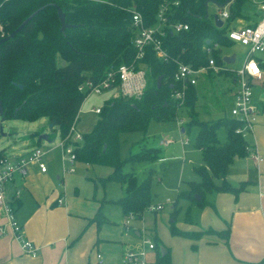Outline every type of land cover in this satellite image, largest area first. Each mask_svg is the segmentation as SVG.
I'll return each instance as SVG.
<instances>
[{
	"label": "trees",
	"instance_id": "16d2710c",
	"mask_svg": "<svg viewBox=\"0 0 264 264\" xmlns=\"http://www.w3.org/2000/svg\"><path fill=\"white\" fill-rule=\"evenodd\" d=\"M176 1L179 5L171 6L166 12L167 22L188 24L189 30L178 34L167 30L162 41L169 57L198 67L208 64L206 48H211L210 55L218 64L224 63L222 49L232 43L226 38V27L219 28L211 18H206V2L223 4L227 0H0V41L38 11L22 31L0 44L3 120L35 122L46 118L49 124H54L51 130L59 129L61 136L66 137L86 98L79 90L80 85L89 81L100 83L110 71L134 61L133 12L140 13L147 26H153L161 6ZM247 1L232 0L229 23L247 18L243 14ZM57 7L65 15L68 24L65 30H61ZM215 44L219 47L215 48ZM140 66L146 69L148 79L143 97L138 100L107 98L94 130L84 135L82 143L75 148L79 162L111 169L106 177L94 180V185L105 187L109 182L119 183L124 187V195L108 202L117 204L125 217L132 214L138 218L153 203L154 171H148L141 179L134 170L126 171L125 167L158 161L163 151L147 147L142 139L137 150L123 159L120 137L123 133H146L152 120L175 121L179 114L171 98L176 63L161 61L153 49H148ZM160 76L163 79L158 88ZM152 78L155 81L149 83ZM197 100L196 88L189 87L184 108L191 120L184 128L189 132L192 125L198 127L194 147L201 150L203 164L194 170L200 180L188 182L187 189L178 193L171 213L170 232L192 239L213 233L228 240L230 228L222 232L213 229L183 232L176 226L180 199L203 208L210 204L206 199L208 194L232 193L237 199L247 185L243 182L233 186L227 179L230 166L251 152L247 139L236 131L240 123L227 117L199 121L195 116ZM221 129L225 131L223 142L218 138ZM3 153L4 150L0 155ZM196 195L201 197L200 201ZM93 221L98 226L106 221L101 208ZM153 239L158 251L156 264H171L168 249H159L161 241L157 237Z\"/></svg>",
	"mask_w": 264,
	"mask_h": 264
},
{
	"label": "crops",
	"instance_id": "0c3cea01",
	"mask_svg": "<svg viewBox=\"0 0 264 264\" xmlns=\"http://www.w3.org/2000/svg\"><path fill=\"white\" fill-rule=\"evenodd\" d=\"M224 10L229 11V5ZM243 14L247 18H239L231 25L244 23L243 26H246L256 23L259 17L257 5L248 0L243 7ZM233 54L230 53L225 56ZM259 58L264 70V54L260 55ZM205 77L209 80L225 77L231 85L224 93L229 91L233 95L235 89L233 77L212 74H207ZM200 83L201 80L195 86L198 97L195 109L204 102L199 89ZM255 99L260 114L253 133L247 137L251 152L248 156L237 159L230 166L227 174V179L233 186H239L246 182L245 189L239 193L237 199L232 193L208 194L206 199L210 204L203 208L183 199L179 200L177 206L179 214L176 226L179 230L200 232L213 229L222 232L230 228L228 240L213 233H206L196 239L172 235L170 220L176 200L173 201L170 198H167L171 200L170 216L169 214L162 215L159 216L161 218L158 220L156 214L159 211L152 212L156 215L153 226L149 225L133 231V238L135 239L143 240L149 237L155 243L153 238L157 237L161 241L159 249H168L171 264H264V82L256 83ZM180 128H182V135L188 133L182 127L181 122ZM59 135L58 144L61 141L60 131ZM3 136L7 137L6 134ZM167 140L171 143L168 145L162 143ZM156 141V144L150 147L160 148L163 151L162 158L158 160L162 162L167 157L166 153L172 148L173 141L166 137ZM184 141L186 140L182 139L180 142L182 147L190 146V142L185 145ZM6 143H4V138L0 139V152L4 150L2 147ZM38 143V145L41 144L39 139ZM54 146L56 145L50 146L49 151ZM173 146L175 151H178V145ZM32 150L27 149L26 146L21 151L24 152L23 155H26ZM194 150L200 153L202 157L201 150L195 149V147ZM180 151L185 153V150H181V148ZM253 152L262 159L260 161L255 160L252 156ZM4 153L7 154L5 150ZM76 166L84 168L87 172L95 171L98 174L95 179L88 177L93 182L94 188V191L87 194L88 196H81L78 188L69 193L65 186L64 177L57 176L62 187L55 185L49 174V169L46 173H41L37 166L32 167L25 177H16V180L8 186V199L14 195L16 190H21L19 200L15 204V217L23 227L25 238L37 248V254L32 256L23 251L21 243L15 239L11 227L8 225L7 217L3 211H0V264H101L98 254L102 256V264H120L125 253L129 250L137 252L146 250L150 262L156 264L157 249L148 251L140 243L124 240V238H131L130 233H126L122 235L121 239H117L110 238L104 231L106 230L104 226L111 224L110 218L105 214L106 207L111 204L120 207L115 203L108 202L116 200L106 198L105 194L102 197L96 196L97 186L94 185V180L99 177H106L111 170L105 174L101 166H91L79 161H77ZM151 166L150 164L147 165L149 168ZM193 171L195 172L194 167ZM76 172L77 169L74 173ZM101 174H105V176H101ZM188 182L179 188L177 195L181 190L187 189ZM121 189L120 197L125 193L123 186ZM89 195L90 198H87ZM60 198L64 201L62 204L58 203ZM103 199L106 201H102ZM152 204H164L165 208L166 201ZM100 208L106 221L98 226L93 219ZM183 211L184 215H182ZM119 212L125 219L121 208ZM145 212L141 218L134 217L132 220L144 221ZM122 223L124 224V222ZM122 223L120 226L123 228ZM130 228L132 229V224H130Z\"/></svg>",
	"mask_w": 264,
	"mask_h": 264
},
{
	"label": "built area",
	"instance_id": "2783aa9c",
	"mask_svg": "<svg viewBox=\"0 0 264 264\" xmlns=\"http://www.w3.org/2000/svg\"><path fill=\"white\" fill-rule=\"evenodd\" d=\"M250 1L257 5L259 12V17L254 24L231 28L229 11L224 10L228 5L223 9L219 8V13L217 14L223 21L222 27H226V38L232 44L240 43L247 48L246 56L239 68H234L232 64L226 63L224 59V63L218 64L217 60L210 55L212 53L211 48H206V52L209 54L208 64L198 67L185 63L180 59L170 58L167 50L163 47L162 38L166 36L167 30L178 34L182 31H188L189 25L182 22L168 23L165 16L166 12L171 6H178L179 2H165L159 10L157 23L153 26H147L142 15L138 12H133V29L135 33L133 43L136 49L134 61L130 64H122L117 69L110 71L100 83L95 84L89 81L81 84L79 90L86 95L85 99L92 94L102 95L106 93L109 94V98L114 99L124 97L138 100L142 98L148 84V79L146 69L141 66L138 67V64L142 63L148 49H153L161 61L168 62L172 60L176 63L177 69L173 76L175 86L171 93V98L179 109L184 108L188 88L197 86L200 76L212 74L233 77L235 89L233 92L234 101L231 109V118L240 123V127L236 130L237 133L242 134L247 139L253 133L260 114L255 99L256 83L264 82V70L259 58L260 55L264 54V1ZM215 16L213 18L214 20L211 19L214 23ZM218 47V44H215V48ZM224 57L222 54V58ZM253 62L259 68V75H253L249 71V65ZM100 110L101 106L91 109L96 114H99ZM77 120L79 121V117L74 121L67 136L64 139L61 138L59 144L63 150L62 159L65 171L70 173L76 171L75 165L78 161L75 153L76 144H80L83 141V136L77 133L74 128ZM162 143L168 145L171 141L167 140ZM188 143V140L184 141L185 145ZM48 152L49 150L37 146L26 155L9 156L5 153L0 155V211H3L7 217L8 225L11 227L15 239L21 243L23 251L32 256H36L37 248L31 241L25 238L23 227L15 217V204L19 200L21 190H16L14 195L8 199V186L16 180V177H25L34 166H37L41 173H46L48 166L44 161V156ZM252 156L255 160L260 161L262 159L255 152L252 153ZM63 202L61 198L58 200L59 204ZM166 203H171V200L167 199ZM163 208L164 204H151L147 210L150 212H158ZM134 217L132 214L125 217L124 225L126 228L130 226L131 220ZM142 242L148 251L156 249V245L151 239L144 238ZM98 258L102 264V256L100 254H98ZM120 264L153 263L150 262L146 250L139 252L129 250L125 253Z\"/></svg>",
	"mask_w": 264,
	"mask_h": 264
},
{
	"label": "rangeland",
	"instance_id": "374dc122",
	"mask_svg": "<svg viewBox=\"0 0 264 264\" xmlns=\"http://www.w3.org/2000/svg\"><path fill=\"white\" fill-rule=\"evenodd\" d=\"M219 13V9L214 4H209V16L214 20V16ZM253 16V15H252ZM244 23H235L231 25L232 27H242ZM234 53L237 55L236 62L232 64L233 67L239 68L244 60L247 48L242 46L240 43H233L232 46L222 49V54ZM200 92L201 97L204 102L196 107V118L199 121H215L222 117H231V109L233 107V95L231 92H225L230 87V83L227 82L225 77H216L213 80H209L205 75L200 76ZM155 80L149 79V83H153ZM109 98V94H92L87 99H85L79 114V121L75 122L74 128L77 133L84 136L90 134L99 119V115L92 112V107H100L103 105L106 98ZM186 108L179 109L178 118L175 121H158L152 120L148 126L146 133L141 131L123 133L120 137V154L123 159L127 158L132 151L137 150V144L139 141L144 139V142L147 147L154 146L156 140L170 138L173 141L171 149L166 153V159L162 162L155 163H138L133 167L127 165L125 170H134L138 177L143 179L146 177V174L151 169L154 171V182H153V203L156 202H165L167 198L171 200H176V195L179 188L187 183L188 181H199V176L193 171V167H198L203 164L202 157L200 153H197L194 150V143L196 139V134L198 127L192 125L189 132L182 135L180 128V122L182 127H185L190 122L191 118ZM49 122L46 118L39 119L35 122H26L22 120H5L3 121L0 117V139L4 138V143L2 150L4 149L9 156H20L23 155V150L26 146L27 149H34L39 146L45 150H49V147L52 145L54 148L44 156V161L48 166L49 174L52 177L55 185L62 187L61 182L57 179V176L64 177V182L66 188H68L69 193H72L75 188L79 189V194L81 196H88L91 191H94L93 182L88 179V177L96 178L98 175L95 171L87 172L84 168H79L75 165L77 172L70 173L65 171L64 162L62 159L63 150L59 146V129L55 131L49 128ZM38 133L37 136H32L33 134ZM3 134H6L7 137H4ZM48 136L49 139H43L41 144L38 145V139L40 136ZM61 138H63L61 136ZM65 138V137H64ZM63 138V139H64ZM219 140L223 141L225 138V131L221 129L218 132ZM54 139V140H53ZM188 140L190 146L180 145L181 140ZM9 142V143H8ZM175 147L178 145V151H175ZM185 150V153L181 152ZM163 155V154H162ZM152 165L151 168L147 165ZM154 164V165H153ZM102 171L109 172L111 169L107 167H102ZM106 174V173H105ZM101 174V176H105ZM121 185L117 182H109L105 187L97 185L96 196L102 197L105 194L110 199L117 200L122 192ZM90 198V195L89 197ZM184 202V201H183ZM111 204V203H110ZM171 203H166L165 208L162 211H159L156 215L158 220H160L162 215L170 216V205ZM117 206L111 204L106 207V215L110 218L111 224H106L104 228L106 230V235L110 238L121 239L122 235L130 233L132 236L130 239L124 238L134 243H140L143 246L142 239H135L133 231L136 229H143L145 226H153L155 214L149 211L145 212V220L142 222H131L132 229L130 226L124 228L125 225L122 223L125 221L121 213L119 212ZM184 215V211L182 212ZM123 224V228L120 226ZM131 229L130 231H127ZM149 238V237H148ZM150 239V238H149ZM152 240V239H151Z\"/></svg>",
	"mask_w": 264,
	"mask_h": 264
},
{
	"label": "water",
	"instance_id": "95a60500",
	"mask_svg": "<svg viewBox=\"0 0 264 264\" xmlns=\"http://www.w3.org/2000/svg\"><path fill=\"white\" fill-rule=\"evenodd\" d=\"M232 2V0H227L225 1L223 4H218L216 3L215 1H211V3H213L214 5H216L218 8L220 9H223L225 8L227 5H229L230 3ZM209 3L210 2H206V18H209V11H208V8H209ZM57 10H58V16H59V19H60V22H61V30H65L67 27H68V24L66 23V19H65V15L63 14V12L60 10V8L57 7ZM38 13L35 12L34 14H32L28 19H26L13 33H11V35H9L8 37H6L4 40H1L0 41V44L2 42H4L5 40H8L10 38H13L15 37V35H17L20 31H22V29L27 25V23ZM215 24L217 27L221 28L223 26V21L216 15L215 16ZM224 61L226 63H229V64H233L235 63V59H236V54H233L231 56H225L224 58ZM162 79L163 77L160 76L158 77L157 79V87L160 88L161 85H162ZM173 88V85L171 86ZM2 115H3V106H2V101L0 100V117L2 118ZM3 120V118H2ZM4 121V120H3ZM54 127V124H50L49 125V128L52 129ZM43 139H48V136L44 135V136H40L39 137V140L42 141ZM196 198L198 201L201 200V197L196 195Z\"/></svg>",
	"mask_w": 264,
	"mask_h": 264
},
{
	"label": "clouds",
	"instance_id": "9594fccd",
	"mask_svg": "<svg viewBox=\"0 0 264 264\" xmlns=\"http://www.w3.org/2000/svg\"><path fill=\"white\" fill-rule=\"evenodd\" d=\"M249 71L253 74V75H259V68L257 67V65L255 64V62L251 63L249 65Z\"/></svg>",
	"mask_w": 264,
	"mask_h": 264
}]
</instances>
